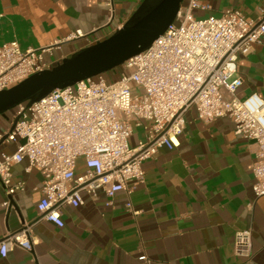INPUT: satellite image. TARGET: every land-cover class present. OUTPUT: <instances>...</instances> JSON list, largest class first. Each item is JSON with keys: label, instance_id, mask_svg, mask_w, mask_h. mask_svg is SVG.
Segmentation results:
<instances>
[{"label": "crops", "instance_id": "crops-1", "mask_svg": "<svg viewBox=\"0 0 264 264\" xmlns=\"http://www.w3.org/2000/svg\"><path fill=\"white\" fill-rule=\"evenodd\" d=\"M142 1L115 0V22L126 21ZM205 2L209 7L196 9V15L220 16L236 8L258 19L264 9V0ZM108 16L102 0H0V42L16 40L23 49H37L60 41L46 54L60 59L87 45L86 38L64 40L76 30L111 31ZM238 75L243 80L239 98L252 93L264 98V37L240 57ZM15 113L0 115V155L18 148L17 141L2 140ZM186 119L180 145L162 146L144 160L145 179L130 195L83 192V205L63 207V227L35 222L33 248L15 247L7 257L0 255V264H264V195L253 190L254 140L236 134L229 117L204 121L191 107ZM145 138V127L134 125L129 144L135 147ZM84 160L78 157L76 175L86 170ZM28 166L25 158L12 168L13 180L23 181L25 190L10 196L0 182V240L38 216L44 175ZM242 229L252 231L250 259L234 249Z\"/></svg>", "mask_w": 264, "mask_h": 264}, {"label": "built area", "instance_id": "built-area-1", "mask_svg": "<svg viewBox=\"0 0 264 264\" xmlns=\"http://www.w3.org/2000/svg\"><path fill=\"white\" fill-rule=\"evenodd\" d=\"M102 3L109 12L111 31L98 33L97 29L93 35L78 29L64 40L86 38L89 46L120 28L125 21L115 22V0ZM207 7L205 0H184L176 20L147 50L127 59L118 78L102 73L55 89L29 106L16 107L15 116L20 117L5 140L17 141L18 148L1 153L0 182L10 196L25 190V183L14 181L12 174L13 166L25 158L27 169L39 168L44 179L37 218L6 233L0 240L2 257L15 247L33 248L35 222L46 220L63 227V207L83 205V192L93 197L99 190L109 196L119 191L130 195L145 179L143 161L162 146L180 145L191 107L204 121L229 117L236 134L254 140L253 190L258 197L264 195V98L257 93L245 99L237 96L243 83L238 63L264 37V9L258 19L236 8L220 16L196 15V9ZM59 43L23 49L16 40L0 42V90L61 61L64 57L46 56ZM134 125L145 127L146 138L132 147ZM80 156L86 170L76 175ZM234 249L252 258L251 229L236 232Z\"/></svg>", "mask_w": 264, "mask_h": 264}, {"label": "water", "instance_id": "water-1", "mask_svg": "<svg viewBox=\"0 0 264 264\" xmlns=\"http://www.w3.org/2000/svg\"><path fill=\"white\" fill-rule=\"evenodd\" d=\"M184 0H143L124 24L105 39L64 57L52 68L36 72L11 88L0 90V115L22 103L27 106L53 90L107 73L147 50L176 20ZM16 115L10 131L19 119ZM7 138L3 135L2 140Z\"/></svg>", "mask_w": 264, "mask_h": 264}, {"label": "rangeland", "instance_id": "rangeland-1", "mask_svg": "<svg viewBox=\"0 0 264 264\" xmlns=\"http://www.w3.org/2000/svg\"><path fill=\"white\" fill-rule=\"evenodd\" d=\"M114 71H115L116 74L113 76V78H118V77L120 76V66L117 67V68H115L114 70H111V71L107 72L106 75L109 76L110 73H111V72H114ZM15 109H16V108H15ZM15 109H13V110H15ZM84 162H85V160H84ZM85 164H86V162H85ZM83 166H84L83 163L79 165V167H80L81 169L83 168ZM82 172L84 173L85 171H81L80 173H82Z\"/></svg>", "mask_w": 264, "mask_h": 264}]
</instances>
